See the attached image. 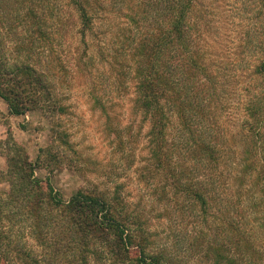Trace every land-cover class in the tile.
<instances>
[{
  "label": "trees",
  "instance_id": "1",
  "mask_svg": "<svg viewBox=\"0 0 264 264\" xmlns=\"http://www.w3.org/2000/svg\"><path fill=\"white\" fill-rule=\"evenodd\" d=\"M136 3L113 58L127 63L136 80L134 108L149 125L145 168L159 176L153 191L173 200V211L205 220L188 243L205 264H264L244 219L264 210V42L248 77L259 85L242 86L240 94L223 89L222 125L218 77L193 19L195 0ZM101 6L99 0H0V28L14 34L16 52L11 59L0 53V99L12 116L40 111L53 136L45 164L40 156L32 161L10 133L0 142V176L8 186L0 192V264H182L147 252L139 215L128 209L120 184L80 187L62 199L49 180L35 176L51 161L79 171L63 153L71 147L66 132L54 126L65 107L40 49L75 25L84 39ZM114 132L123 150L122 130ZM252 222L264 228V217Z\"/></svg>",
  "mask_w": 264,
  "mask_h": 264
},
{
  "label": "rangeland",
  "instance_id": "2",
  "mask_svg": "<svg viewBox=\"0 0 264 264\" xmlns=\"http://www.w3.org/2000/svg\"><path fill=\"white\" fill-rule=\"evenodd\" d=\"M99 1L102 8L95 14L92 29L86 31L84 39L75 25L67 37H58L52 45L40 49L41 57L47 59L45 64H49L56 94L65 107V112L54 116V126L66 132L71 147H64L63 153L73 159L74 163H68L75 164L79 171L51 161L35 169V176L49 180L62 199L80 187L99 184L111 189L120 184L128 209L139 215L148 239L147 252H165L179 258L182 264H205L191 254L188 243L200 225L198 222H206L194 214L183 216L173 211L174 201L157 197L153 191L159 176L145 168L149 125L134 108L136 80L127 63L122 61L119 66L120 62L113 58L117 35L126 26L132 27L129 17L136 10L137 0ZM62 11L68 13L66 7ZM193 19L208 58L214 62L212 68L218 77L222 109L223 89L238 88L240 94L242 86L260 83L256 79L249 83L248 77L261 58L264 0H195ZM4 33L0 28V53L11 59L16 53L11 41L14 34ZM220 114L223 125V109ZM228 114L232 117L233 110L228 109ZM116 130H122L126 142L123 150L117 148ZM8 133L24 147L32 161L40 156L43 164L47 163L49 155L45 150L53 143V136L51 123L40 111L12 116L0 99V142ZM1 147L0 144V172L5 168ZM7 189L0 176V192L3 194ZM247 189L245 186L243 192ZM255 199L259 201L256 196ZM244 202L249 201L244 198ZM263 217L264 210L255 209L244 217L248 220L246 229L255 235L261 251H264V228L252 220Z\"/></svg>",
  "mask_w": 264,
  "mask_h": 264
}]
</instances>
